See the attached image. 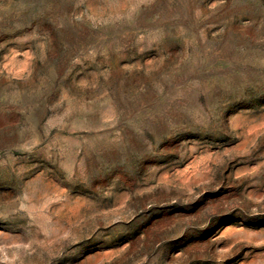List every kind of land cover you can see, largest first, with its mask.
Segmentation results:
<instances>
[{
  "label": "rangeland",
  "instance_id": "374dc122",
  "mask_svg": "<svg viewBox=\"0 0 264 264\" xmlns=\"http://www.w3.org/2000/svg\"><path fill=\"white\" fill-rule=\"evenodd\" d=\"M0 264H264V0H0Z\"/></svg>",
  "mask_w": 264,
  "mask_h": 264
}]
</instances>
